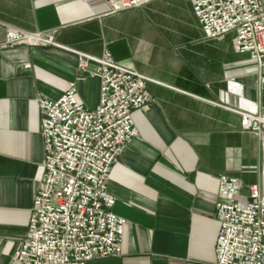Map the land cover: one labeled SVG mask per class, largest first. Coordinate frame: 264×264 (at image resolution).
Masks as SVG:
<instances>
[{
  "label": "crops",
  "instance_id": "1",
  "mask_svg": "<svg viewBox=\"0 0 264 264\" xmlns=\"http://www.w3.org/2000/svg\"><path fill=\"white\" fill-rule=\"evenodd\" d=\"M7 25L53 35L60 47L7 46ZM233 38L207 39L193 0L115 13L108 0H0V264H15L43 173L38 100L74 84L85 106L99 103V77L61 47L108 51L156 80L147 86L155 102L133 112L137 134L109 175L112 211L127 220L122 252L88 264H213L220 175L239 180L240 199L254 183L264 193V143L229 108L264 107V78Z\"/></svg>",
  "mask_w": 264,
  "mask_h": 264
},
{
  "label": "built area",
  "instance_id": "2",
  "mask_svg": "<svg viewBox=\"0 0 264 264\" xmlns=\"http://www.w3.org/2000/svg\"><path fill=\"white\" fill-rule=\"evenodd\" d=\"M154 0H108L111 12L137 9ZM207 39L233 33L237 53L247 54L264 78V0H193ZM6 45L57 46L53 35L6 26ZM81 73L97 75L100 97L91 109L74 84L57 99L38 100L44 141L43 173L35 191L28 233L15 264H88L120 255L127 220L112 211L109 175L124 146L137 134L133 112L155 102L145 73L116 61L108 51L94 56L69 47ZM94 64L95 69L90 70ZM239 113L241 128L264 143V107ZM236 177L221 174L216 215L220 223L213 264H264V193L257 183L240 199Z\"/></svg>",
  "mask_w": 264,
  "mask_h": 264
}]
</instances>
